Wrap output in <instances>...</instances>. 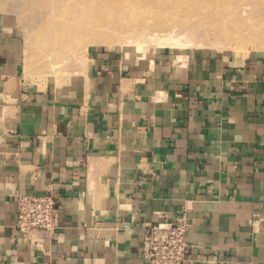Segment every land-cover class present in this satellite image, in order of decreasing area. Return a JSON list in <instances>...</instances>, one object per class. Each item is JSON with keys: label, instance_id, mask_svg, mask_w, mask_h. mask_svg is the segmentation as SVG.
<instances>
[{"label": "crops", "instance_id": "obj_1", "mask_svg": "<svg viewBox=\"0 0 264 264\" xmlns=\"http://www.w3.org/2000/svg\"><path fill=\"white\" fill-rule=\"evenodd\" d=\"M177 56L99 51L72 88L35 89L0 36V264H146L143 227L181 215L184 264H264V65ZM47 192L55 231L18 233L16 196Z\"/></svg>", "mask_w": 264, "mask_h": 264}, {"label": "rangeland", "instance_id": "obj_2", "mask_svg": "<svg viewBox=\"0 0 264 264\" xmlns=\"http://www.w3.org/2000/svg\"><path fill=\"white\" fill-rule=\"evenodd\" d=\"M222 4L226 7L213 4L214 11L223 15L215 28L208 23L214 13L207 8L209 13L200 15L199 2L182 6L176 17L173 13L164 17L155 7L122 10L120 16L113 17L112 9L99 12L100 0L73 5L64 0H0V36L15 38L21 75L35 89L49 84L72 88L87 77L88 58L99 51L115 53L122 65L146 71H155L156 59L163 51L181 60L207 50L264 65V34L253 31L264 24V0H225ZM230 4L240 7L229 9ZM239 21L257 26L240 32ZM81 23L91 27H78ZM94 36L99 39L92 40Z\"/></svg>", "mask_w": 264, "mask_h": 264}, {"label": "built area", "instance_id": "obj_3", "mask_svg": "<svg viewBox=\"0 0 264 264\" xmlns=\"http://www.w3.org/2000/svg\"><path fill=\"white\" fill-rule=\"evenodd\" d=\"M58 207V198L49 192L16 196L15 230L27 236L52 234L57 226ZM188 230L183 215L144 226L140 250L146 264H184L189 250Z\"/></svg>", "mask_w": 264, "mask_h": 264}, {"label": "bare ground", "instance_id": "obj_4", "mask_svg": "<svg viewBox=\"0 0 264 264\" xmlns=\"http://www.w3.org/2000/svg\"><path fill=\"white\" fill-rule=\"evenodd\" d=\"M64 1L69 5L70 4L73 5L79 1H84V0H64ZM100 1H101V7L99 8V12H103L104 9H106V8L112 9L111 15L113 17L120 16V14H121L120 11H122V10H137L139 8H152V7H155L158 10H160L161 12H163L164 17H165V13L168 14V16H169V14L173 13L172 17H176V16H178L177 13L180 10L179 8H181L182 6L192 5V4H195V2H199V4L202 3V7L199 8V11H200L199 14L202 16L206 15L207 13H209V9H207V8H210L212 13H214V14L211 16L208 23L211 26L215 25L213 27L216 28L218 26L217 22L219 21V18L222 17L223 15L221 13L222 16H220V13L214 11L213 4L218 5V3H220V5H223L222 2L225 0H100ZM228 1L230 2L231 0H228ZM235 3H236V1H235ZM234 4H230V7H228V8L229 9H232V8L235 9V7H236V9L237 8L239 9L240 6L237 7L236 5L234 6ZM224 7H226V6H224ZM220 11L223 12L225 10L220 8ZM195 12H197V11H195ZM109 13H110V11H109ZM197 14H195V15H197ZM190 15L192 16V14H190ZM224 15H226V17H229L231 14H224ZM231 17H232V15H231ZM232 18H234V16ZM202 21H203V19H202ZM203 22H205V20ZM243 22L244 21H241V23H243ZM239 23H240V21H239ZM199 24H201V23H199ZM72 25H76V22L73 21ZM84 25L90 26L89 24L81 23L80 26L78 25V27H83ZM252 26H257V25H246L245 26V24H241V26L237 25V28H238V31H240V32L245 31V30H247V32H249L248 30H251L253 28ZM253 31L256 32L255 34L262 36V34H264V24L262 26H260L258 29L253 30ZM96 39H99V37L94 36V38L92 40H96ZM152 52H154V51H152ZM142 56H144V52H142L141 58H142Z\"/></svg>", "mask_w": 264, "mask_h": 264}]
</instances>
